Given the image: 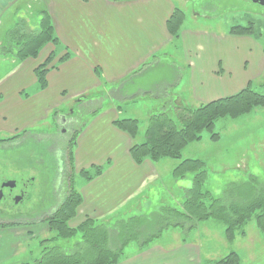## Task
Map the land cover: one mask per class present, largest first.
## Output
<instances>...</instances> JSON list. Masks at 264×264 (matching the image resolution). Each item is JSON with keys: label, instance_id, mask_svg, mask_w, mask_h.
Segmentation results:
<instances>
[{"label": "crops", "instance_id": "0c3cea01", "mask_svg": "<svg viewBox=\"0 0 264 264\" xmlns=\"http://www.w3.org/2000/svg\"><path fill=\"white\" fill-rule=\"evenodd\" d=\"M175 9L184 13L178 0H0V45L20 19L37 30L39 11L46 12L57 38L56 46L46 45L36 59L17 63L0 58L14 64L9 76L0 79V134L25 133L29 136L26 141L39 138L40 142L46 136L53 138L54 128L41 129L50 116L62 119L56 126L66 127L63 118L69 120L68 115L73 114L68 108L71 103L80 108L75 111L80 118L87 115L74 146L73 179H80L81 204L72 227L85 219L107 226L134 218L150 219L165 208L183 213L188 189L183 178L174 176L181 159H147L135 164L129 150L142 141L121 132L113 122L135 119L141 123L127 116L128 108L143 112L147 118L154 112L174 110L175 105L197 108L238 94L251 87L250 77L260 75L264 53L257 39L218 29H186L185 13L181 29L173 36L167 22ZM232 40L239 43L232 46ZM52 53L56 57L46 75L47 86L40 91L34 70ZM65 55L68 58L59 62ZM248 68L256 74L252 76ZM86 108H90L87 113ZM65 134L54 135L55 147L50 154L56 172L55 200L64 193V173L72 176L67 168ZM24 140L19 137L5 144L17 145ZM243 159L237 164H244ZM185 160H198L206 167L205 160ZM94 167L102 168L100 175L89 181L81 176V171L92 172ZM205 221L186 219L184 226L171 227L169 239L153 240L144 247L134 244L118 264H205L225 257L208 253L202 259L198 229ZM225 228L223 237L232 244L234 240L226 238ZM185 230L196 238H183ZM47 234L42 224L20 228L0 225V260H6L9 248ZM239 237L245 239L246 232Z\"/></svg>", "mask_w": 264, "mask_h": 264}, {"label": "rangeland", "instance_id": "374dc122", "mask_svg": "<svg viewBox=\"0 0 264 264\" xmlns=\"http://www.w3.org/2000/svg\"><path fill=\"white\" fill-rule=\"evenodd\" d=\"M224 1H227V3L225 4ZM178 2H181L186 15L183 24L184 28L191 30L205 29L207 31H215L218 29V32L227 33L235 26H250L252 28L250 35L257 39L264 53V9L256 8L246 2V0H213V4H216L214 6L216 11L210 12L209 15L206 14V16L211 18L209 20L204 19V14L202 17H199L192 13L190 0H178ZM40 13L42 12L39 11L37 16H39ZM256 13H258V15H256ZM219 14L221 16L216 19ZM9 15L10 14H8L7 17ZM3 30L5 31V29ZM238 43L239 41L232 40V46ZM13 68L14 64L11 65L8 61H0V79L3 80L6 76H9L8 73L11 72ZM248 71L252 76L255 73L249 70V68L247 69V72ZM259 74L260 75L255 78L250 77L252 78L251 89L255 92L264 91V61L260 67ZM77 106L78 105L71 103L68 107L69 109H73V114L68 115L69 120L66 127L56 126L61 124L62 119L56 117L55 120L50 116L48 121L45 122L41 128L44 131H47L46 129L52 131L54 128V135L66 131L65 151L68 160L67 168L70 167V169L71 166L68 157L69 147L72 154V176L64 173V181L62 183L64 188L62 192L64 193H61V197L57 198V200L54 199L57 194V192L54 191L56 172L52 170L53 167L51 165L53 163V158L50 156L53 152L52 148L55 147L54 135L53 138L49 136L48 138L51 137L50 139H48L47 136L43 137L40 142H38V140L41 139H35V136L33 139L36 141L33 142L34 140L26 141L27 139L29 140V136H26L25 133L14 136L5 133L0 134V143L4 144L0 146V225L4 228L13 226L20 228L22 225L27 224H42L46 225L48 230V234L45 237L30 239L28 243L19 245L15 247V249L9 248L8 257L5 261L0 260V264H32L35 260L39 259L43 248L42 242L53 239L56 236V234L49 229L46 220L54 215L60 208L63 200L68 195L71 183L72 188L79 192L78 186L80 179L77 177L73 179L74 146L79 130L87 121V115L80 118L77 113H75V111L80 110ZM89 110L90 108H86L85 112L87 113ZM127 116L140 120L138 142L142 141L146 122L149 117L147 118L143 112H137L132 108L127 109ZM65 118H67V116L63 119ZM212 133L217 134L218 138L215 140L211 139ZM19 137L25 140L17 145L16 143L12 145L5 144ZM73 140L74 145L70 143ZM187 157L206 161V167L204 166V169L207 181L206 184L203 185V190L208 191L213 199H221L225 191H227L226 194H228V197L236 195L241 189V184H246V186L251 184L250 177H256L260 186L264 188V107L253 109L249 114L240 116L237 119L223 118L217 120L211 131H203L201 133V139L199 141L192 142L183 148L181 152V161L185 160ZM241 157L244 158L243 161L245 163L237 164V161H240ZM193 177V173H187L182 177L184 179L185 189L191 188ZM12 182L14 186H17L13 190L11 197L14 198L18 196V198L15 199L16 204L21 200L22 195L23 200L18 206H15L13 201L10 200V205L13 208L9 211V209H5L6 207L3 205V202L6 200L7 193L11 192L3 189L10 187L3 186L5 184L9 185V183ZM187 183H189V187H186ZM22 189L24 194H20ZM1 193L4 195L2 200ZM185 197L184 194V202ZM79 206L75 210L74 217L67 222V226L72 230L77 229L86 220L85 219L77 227L71 226V221L75 218ZM260 209L262 210L264 207ZM156 214L158 213H153L151 218H156ZM171 226L172 224L168 223V228ZM224 227H226L224 223L214 219L200 223L198 237L200 240L199 246L202 259H205L208 253H217L218 255L216 256L223 257L234 252L239 258V264H264V236H261L262 234L256 229L253 220L241 228L246 232V238L242 239L236 234L233 239L234 241L231 242L232 244H227L223 237ZM187 231L188 230L184 231L182 235L183 238L192 239L195 237L193 232L188 234ZM256 231L259 235H257ZM177 232L182 233L181 230ZM171 234V228L168 230L166 229L155 240L169 239L172 237ZM80 241L81 235L77 234L75 237L68 240L63 239L56 241L54 246L64 248L67 252H72ZM134 244L135 243L132 242L129 246H126L123 253L132 251L135 246ZM208 262L204 263L206 264Z\"/></svg>", "mask_w": 264, "mask_h": 264}, {"label": "trees", "instance_id": "16d2710c", "mask_svg": "<svg viewBox=\"0 0 264 264\" xmlns=\"http://www.w3.org/2000/svg\"><path fill=\"white\" fill-rule=\"evenodd\" d=\"M40 16L41 21L37 30L31 29L24 19L16 21L0 45V58L8 57L21 63L27 59H36L47 44L56 46L57 38L54 36L49 17L44 11ZM183 20L184 13L175 9L167 22V29L171 35L177 36ZM251 30L250 26H235L229 33L233 36H245L250 35ZM55 57V53H52L34 70L40 91L47 86L46 75ZM67 58L68 55H65L59 62ZM260 107H264V91L255 92L248 85L234 96L197 108L175 105L174 110L169 108L167 111L154 112L157 114H151L146 122L142 142L135 143L130 148V157L137 165L147 159L153 162L163 158L180 160L183 148L199 141L201 133L211 131L217 120L237 119ZM113 125L131 138H136L139 134V122L135 119L116 120ZM217 138V134H211V139ZM70 143L74 145V140ZM68 157L72 169L70 147ZM101 172V167H94L92 172L81 171L80 174L89 181ZM187 173H193L194 177L191 188L184 193L186 197L183 213L164 209L163 212L156 214L157 217L154 219L134 218L119 221L111 226L97 225L93 220L86 219L73 230L67 226V222L74 217L76 208L81 204V195L72 188L71 183L68 195L60 208L46 220L49 229L56 236L42 242L40 258L32 264H118L124 248L132 242L144 247L168 229V223L172 224L171 227L184 226L186 219L194 220L195 223L208 219L218 220L225 224V235L229 240H233L236 234L243 237L245 232L241 229L242 226L253 220L256 229L264 236V209H260L264 207V188L260 186L256 177H250L251 184L247 186L241 184V189L236 195L228 197L225 191L221 199H213L208 191L203 190L206 181L204 164L198 160H180L174 176L182 178ZM77 234L81 235V241L72 252L54 246L56 241L68 240ZM206 264H239V258L236 253L231 252L219 260Z\"/></svg>", "mask_w": 264, "mask_h": 264}, {"label": "flooded vegetation", "instance_id": "af4514ba", "mask_svg": "<svg viewBox=\"0 0 264 264\" xmlns=\"http://www.w3.org/2000/svg\"><path fill=\"white\" fill-rule=\"evenodd\" d=\"M191 1V5H192V13L193 14H196L197 16L199 17H202L203 14L205 16L204 19H211L209 18V16H206L209 15L210 12H215L216 11V8L214 7L216 4H213V0H190ZM246 2L250 3L252 6H255L256 8H261V9H264V0H246ZM224 3L226 4L227 1H224ZM230 4V2H229ZM256 15H258V13H256ZM221 15L219 14L216 19L218 17H220ZM79 113V111H78ZM64 125H67L68 123V119H64ZM17 185H15L13 188H4L3 190H8V192H11V193H7L6 195V200L5 202H3V205L6 207L5 209L9 211L13 208L10 203L11 201H13L14 205L15 206H18L19 204L22 203V200H23V195L21 196V200L16 204V200L18 198V196L12 198L11 195H12V192L13 190L16 188ZM20 191V190H19ZM23 193V189L20 191V194ZM4 198V195L3 193H1V200ZM11 200V201H10ZM8 211V212H9ZM7 212V213H8Z\"/></svg>", "mask_w": 264, "mask_h": 264}, {"label": "water", "instance_id": "95a60500", "mask_svg": "<svg viewBox=\"0 0 264 264\" xmlns=\"http://www.w3.org/2000/svg\"><path fill=\"white\" fill-rule=\"evenodd\" d=\"M5 186H6V187L13 188V187H14V183H13V182H12V183H9V185H6V184H5L3 187H5Z\"/></svg>", "mask_w": 264, "mask_h": 264}]
</instances>
